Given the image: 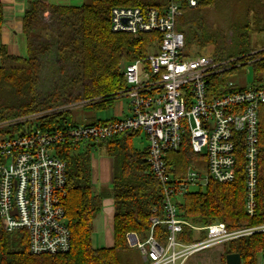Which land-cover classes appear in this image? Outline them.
I'll list each match as a JSON object with an SVG mask.
<instances>
[{
  "label": "trees",
  "instance_id": "obj_1",
  "mask_svg": "<svg viewBox=\"0 0 264 264\" xmlns=\"http://www.w3.org/2000/svg\"><path fill=\"white\" fill-rule=\"evenodd\" d=\"M168 1L85 0L80 4H48L45 0H27L22 20L26 53L22 55L10 51L1 42L4 17L0 2V122L42 111L38 124L52 131L78 123L73 120L72 109L67 108L70 105L95 110L112 106L127 89L123 65L145 57L161 42L158 30L137 34L112 30V7L163 9ZM182 8L177 29L184 33L187 54L211 55L218 63V70L207 80L210 91L226 93L245 88L232 83L231 78L246 65L254 70V83L263 81L264 49L256 50L251 39L255 33H264V0H200L194 7L184 1ZM224 9L230 34L207 20L210 10L223 13ZM45 12H49L48 20ZM52 47L59 81L51 91L43 92L41 55ZM258 116L255 214L250 216L246 209L244 145L240 142L234 180L210 179L203 187H187L177 192L176 203L184 220L193 225L219 221L229 230L264 223V104ZM6 130L0 129V133ZM140 134V130H126L99 140L65 141L57 145L56 154L66 162L63 204L71 231V248L60 253L34 254L25 233H9L0 225V264H146L143 257L130 252L134 246L130 245L128 235L133 233L146 239L152 226L151 217H163V196L161 184L147 161V147L134 146L133 139ZM95 149L103 150L112 160L109 190H98L93 182L91 153ZM165 158L168 171L178 179L187 177L189 165L199 161L203 165L205 160L203 154L193 151L187 133L179 149L166 151ZM106 196L113 199V244L95 246V223ZM153 235L165 244L167 226L156 224ZM203 236L205 232L200 235ZM177 239L186 243L194 241L195 230L183 224ZM229 253L240 254L242 264H260L259 258L264 260V231L226 241L221 264H226Z\"/></svg>",
  "mask_w": 264,
  "mask_h": 264
},
{
  "label": "built area",
  "instance_id": "obj_2",
  "mask_svg": "<svg viewBox=\"0 0 264 264\" xmlns=\"http://www.w3.org/2000/svg\"><path fill=\"white\" fill-rule=\"evenodd\" d=\"M184 1L194 7L200 0H169L163 9H111L114 31L161 32L155 50L123 65L127 89L122 96L130 100V115L52 131L39 126L42 111L0 122V129L7 128L0 133V225L9 233H25L32 253L66 252L72 244L63 204L66 162L56 154V146L65 141L99 140L126 130L146 134L147 161L162 187L163 217H151L146 239L128 235L130 245L140 249L146 264H185L197 252L264 231V223L229 230L223 222L193 225L179 215L176 195L180 189L203 187L210 179H235L240 142L244 145L246 209L250 216L255 214L258 113L264 104V81L226 93L208 89V77L218 70V63L207 54H187L184 33L177 29ZM186 133L193 151L203 154L205 160L201 167L198 164L199 169L189 165L186 178H173L165 152L178 150ZM159 223L168 229L165 244L153 235V227ZM183 224L195 230L194 241L177 239ZM203 232L205 236L200 237Z\"/></svg>",
  "mask_w": 264,
  "mask_h": 264
},
{
  "label": "rangeland",
  "instance_id": "obj_3",
  "mask_svg": "<svg viewBox=\"0 0 264 264\" xmlns=\"http://www.w3.org/2000/svg\"><path fill=\"white\" fill-rule=\"evenodd\" d=\"M226 9H224L223 13H220L215 10H210L207 14L208 22L216 28H222L223 30L228 31V17L224 13ZM49 12L44 13V17L48 20ZM228 34V36H229ZM228 41L230 38L228 37ZM252 46L256 47V50L264 49V33H255L251 39ZM211 56V55H210ZM42 61V69H41V81H40V89L43 92H49L52 90L53 86L59 81V73L58 67L56 63V56L54 48H50L46 53L41 55ZM264 77V73L262 74ZM264 81V79H263ZM231 82L238 85L249 86L255 82L254 70L250 65L244 66L241 70L237 72L236 75H233L231 78ZM75 106V105H74ZM70 105L68 108L72 109L73 120L78 123H93L97 120H109L114 118L115 116L118 118H124L127 115L131 114V104L130 100L127 96L119 97L112 106H109L105 109L95 110L94 108H85L81 106ZM134 146L139 149H143L148 146L149 141L144 132H141L140 136H137L133 139ZM110 158L106 155L103 150L95 149L91 153V161H92V173L94 179L98 178V174L101 171V165ZM202 166V161L195 163L192 165L193 168H198ZM196 166V167H195ZM199 169V168H198ZM96 187L98 190L101 189L100 183L98 180H95ZM190 188H194V186H190ZM109 190V189H108ZM109 196H106V200H108ZM108 206L112 207L110 203V199L108 200ZM104 217L107 218L106 213H102L96 220L95 223V232L93 235V244L95 246H102L108 243V238L110 233H112L111 225L109 222V217L106 219L108 222L105 223ZM130 252L133 255H136L138 258L142 257L141 251L137 247H132ZM223 252L222 246H213L209 247L203 251L195 253L186 264H221V254ZM143 259V258H142ZM260 264H264V260L259 258Z\"/></svg>",
  "mask_w": 264,
  "mask_h": 264
},
{
  "label": "crops",
  "instance_id": "obj_4",
  "mask_svg": "<svg viewBox=\"0 0 264 264\" xmlns=\"http://www.w3.org/2000/svg\"><path fill=\"white\" fill-rule=\"evenodd\" d=\"M45 1L48 4H80L85 0H45ZM0 2H2L3 4V17H4L1 42L6 44L10 51L16 54H21V55L25 54L26 42L22 34V20H23L24 11L27 6V0H0ZM114 118L116 119L118 117L115 116ZM100 170L101 171L98 174V178L94 179L93 177V182L96 185L95 180H98V183H100L101 185L100 190L108 189L110 188L112 182L111 158L110 160L105 161L101 165ZM106 199L107 198L105 197L103 200V208L101 214L105 212L107 218L109 217V222L108 220H106L107 219L106 217H104V221L105 223L106 222L110 223L112 229L113 214H114L113 199L111 197H108V200L110 199V203L112 204V207L108 206L109 201ZM112 244H113V236L112 233H110V236L108 238V243L106 244V246H111Z\"/></svg>",
  "mask_w": 264,
  "mask_h": 264
},
{
  "label": "water",
  "instance_id": "obj_5",
  "mask_svg": "<svg viewBox=\"0 0 264 264\" xmlns=\"http://www.w3.org/2000/svg\"><path fill=\"white\" fill-rule=\"evenodd\" d=\"M93 190H96V187L93 186ZM226 264H242L241 256L238 253H229L226 255Z\"/></svg>",
  "mask_w": 264,
  "mask_h": 264
}]
</instances>
